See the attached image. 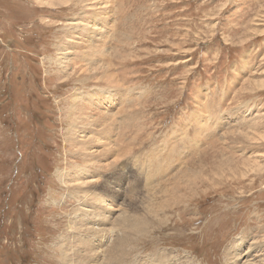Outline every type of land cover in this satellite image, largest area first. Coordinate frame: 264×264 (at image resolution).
<instances>
[{
	"label": "rangeland",
	"instance_id": "1",
	"mask_svg": "<svg viewBox=\"0 0 264 264\" xmlns=\"http://www.w3.org/2000/svg\"><path fill=\"white\" fill-rule=\"evenodd\" d=\"M86 1L0 0V264H264V0Z\"/></svg>",
	"mask_w": 264,
	"mask_h": 264
},
{
	"label": "bare ground",
	"instance_id": "2",
	"mask_svg": "<svg viewBox=\"0 0 264 264\" xmlns=\"http://www.w3.org/2000/svg\"><path fill=\"white\" fill-rule=\"evenodd\" d=\"M82 2H83V0H81ZM88 1V0H87ZM86 1V2H87ZM90 1V0H89ZM92 1V0H91ZM93 3V2H92ZM91 3V4H92ZM84 4H86V3H84ZM93 4H96V3H93ZM55 5V4H54ZM89 5H90V2H89ZM98 5V4H97ZM70 6V5H69ZM76 6V5H75ZM71 7V6H70ZM90 7V6H89ZM102 8V7H101ZM104 8H105V6H104ZM90 9H92V8H90ZM90 9H88V10H90ZM94 10V9H93ZM75 20H77V18L75 19ZM83 21H84V19H82ZM84 23V22H83ZM83 23H80V24H78L77 22H75V24H74V26H78V25H81V26H88L87 24H90V23H88L87 21L83 24ZM90 26V25H89ZM80 27V26H79ZM96 27V26H95ZM84 29H86V28H84ZM81 33V35H83V32H80ZM97 36V35H96ZM93 37V36H92ZM91 37V38H92ZM101 38V37H100ZM98 46V45H97ZM96 49H98V47H96ZM69 52V51H68ZM67 55V54H66ZM65 55V56H66ZM65 59H67V58H65ZM71 60V59H70ZM66 63H68V60H66L65 61ZM103 64V63H102ZM62 65V64H61ZM98 65V64H97ZM108 68H109V66H107ZM97 68V67H96ZM108 68H106V67H103V69L101 70V71H99V73H103L104 75H106V74H110L111 75V78L113 77V80H114V82H115V78H114V74L113 73H110V72H108ZM113 84H115V83H113ZM117 85V84H116ZM110 91V90H109ZM92 93V92H91ZM79 95V94H78ZM80 98H82V97H80ZM77 99V98H76ZM75 100V99H74ZM78 100V99H77ZM76 101V100H75ZM81 101L83 102V100L81 99ZM80 101V102H81ZM80 104V103H79ZM83 104V103H82ZM90 106V105H89ZM71 108V107H70ZM83 108H85V107H83ZM72 110H73V108H72ZM85 110H88V107L85 109ZM130 110V109H129ZM79 113H81L80 111H79ZM97 114V113H96ZM101 115H102V118H106V117H108L109 116V114H108V116H106L107 114L106 113H104V112H102V113H100ZM83 115V114H82ZM78 116H79V114H78ZM99 118H100V116H99ZM109 118H110V116H109ZM82 119H83V123L85 122L84 121V118L82 117ZM87 119V118H86ZM78 120V119H77ZM114 120V119H113ZM79 121V120H78ZM87 123V122H86ZM85 123V124H86ZM107 124V123H106ZM104 125H105V123H104ZM103 125V126H104ZM101 127V126H100ZM107 128V127H106ZM108 130V129H107ZM80 132V131H79ZM89 132V131H88ZM111 132V131H110ZM82 134V133H81ZM81 134H80V136H81ZM107 134V133H106ZM77 135V134H76ZM72 136H73V134H72ZM77 136H79V135H77ZM81 138V137H80ZM93 138V137H92ZM108 138H109V136H108ZM75 139V138H74ZM77 141V140H76ZM80 143V142H79ZM104 144H106L107 145V147L105 146V148H108V149H110V150H113L114 148V146H113V144H112V142H110V143H104ZM113 146V147H112ZM92 147V146H91ZM113 148V149H112ZM81 149H82V147H81ZM85 149V148H84ZM81 151V150H80ZM98 151V149H96L95 150V152H97ZM94 152V153H95ZM113 152V151H112ZM90 153V152H89ZM98 153H100V152H98ZM105 153H107V151L106 152H104L103 151V154H105ZM114 154V156H115V160L116 161H118V158H116L117 156H118V154H116L115 152L113 153ZM85 155H87V151H86V154ZM80 156V155H79ZM92 156V155H91ZM105 156V155H104ZM84 157V156H83ZM88 157V156H87ZM106 160V159H105ZM115 160H114V162H115ZM88 161V160H87ZM96 162V161H95ZM89 163V162H88ZM87 163V164H88ZM94 163V162H93ZM98 164V163H97ZM101 164V163H100ZM99 164V165H100ZM102 165V164H101ZM100 165V166H101ZM83 166V165H82ZM82 166H79V167H77L76 169H73V171L74 170H76V171H74V172H72L71 170L70 171H65V170H63V169H59V170H57L56 171V176L58 177V179H59V181L62 183V184H65V185H67L68 187L70 186V185H72L73 184V187L72 188H74V192L78 195L79 193H81V192H83L84 190H83V187H85L86 185H88L89 183H92L93 184V186L94 187H100V186H103L106 190H107V192H109V193H111V194H113V193H115V192H113L112 190H113V186H111V185H108L107 183H106V181L105 182H100V181H97L98 180V171H94V172H90V170L88 169L89 167L88 166H86V167H88V168H84V167H82ZM98 166V165H97ZM111 167V166H110ZM93 168V167H92ZM108 168H109V166H108ZM117 168V167H116ZM97 169V168H96ZM111 171V170H110ZM116 171V170H115ZM117 173V172H116ZM115 174V173H114ZM114 179H116V177H114ZM143 180V179H142ZM142 180H140L139 179V181H142ZM112 183H115L114 182V180L113 181H111ZM143 182V181H142ZM141 182V183H142ZM152 182V181H151ZM148 183V182H147ZM111 184V183H110ZM73 193V192H72ZM173 193V192H172ZM85 197H88L87 195L86 196H83V197H81L80 198V200H79V202H80V204L81 205H84V203H87L86 202V200H85ZM102 196H99V195H97V197H92V200L94 201L93 203H95L94 205H92V206H88V205H86V206H88V207H90V209H91V212L92 213H96V211H99L100 212V208H102V206L101 205H103L104 204V206L103 207H106L105 209H109V207H111L112 206V203H113V201H114V199H113V201H111V200H108L106 197H104V199H102L101 198ZM109 201V202H108ZM92 202V201H91ZM89 204V203H88ZM109 206V207H108ZM97 207H100V208H97ZM141 208V207H140ZM150 209V208H149ZM82 210V209H81ZM130 211V210H129ZM143 211V210H142ZM84 212V211H83ZM89 212V211H88ZM152 212V211H151ZM137 213V212H136ZM132 214H133V212H132ZM79 215V214H78ZM125 215V214H124ZM146 215V214H145ZM103 216H104V214H103ZM108 216V218L110 219L111 217H110V215H107ZM128 216V215H127ZM98 217V216H97ZM75 218V217H74ZM81 218H83V217H81ZM116 218V217H115ZM128 218V217H127ZM138 218H141V215H140V217H138ZM138 218H136L135 216H134V218H131V219H126L125 220V222L123 223V222H121L122 223V226H121V224H120V222L119 223H117V225H118V227L120 228V231L122 232V236H119V235H113V232H114V230H117L118 229V227H116V226H114V227H110L107 231H102V232H97V233H102V235L103 234H105L106 235V237H105V239H103L102 241H101V239H100V244H99V246H97L96 244V246H95V248H96V250L97 251H100L101 250V252H97L98 253V258H104V259H106L107 260V258H109V259H111V258H114V257H116L118 254H119V251L121 252L122 250H123V247L126 245V243L128 244L129 242H131V240H132V236L130 237L129 236V234H136V233H138V232H140V230L143 228L142 227V225H141V223L139 222V219ZM144 218V217H143ZM91 219V218H90ZM100 220V219H99ZM112 220V219H111ZM110 220V221H111ZM119 220H120V218H119ZM154 220V219H153ZM87 222V221H86ZM149 222V221H148ZM111 223V222H110ZM112 224V223H111ZM110 224V225H111ZM114 224H116V223H114ZM143 224V226H144V223H142ZM69 225V224H68ZM79 225V224H78ZM91 225V224H90ZM80 226V225H79ZM81 226H82V224H81ZM149 226V225H148ZM150 226L152 227L153 225H152V222H150ZM78 227V226H77ZM81 228V227H80ZM76 229V228H75ZM95 229L96 230H99V231H101L103 228L102 227H99L98 226V228H97V226L95 227ZM87 230V229H86ZM78 232V231H77ZM106 232V233H105ZM80 233V232H79ZM82 233V232H81ZM94 233V232H93ZM84 233H82V235H83ZM96 234V233H95ZM97 235V234H96ZM95 235V236H96ZM80 237V236H79ZM99 237V236H98ZM102 237V236H101ZM112 237H113V239H112ZM138 237V236H137ZM241 237V236H240ZM77 238V237H76ZM97 238V237H96ZM100 238V237H99ZM92 239V238H91ZM133 240H134V238H133ZM140 240V239H139ZM66 242V241H65ZM99 242V241H98ZM88 244V243H87ZM106 244H107V246H106ZM139 244V243H138ZM77 245V244H76ZM68 246V245H67ZM80 246V245H79ZM79 246H77V247H79ZM85 246H87V245H85ZM105 246H106V249H105V251H103V248H105ZM128 246V245H127ZM131 246V245H130ZM90 247V246H89ZM80 248V247H79ZM84 248V247H83ZM94 248V247H93ZM94 248V249H95ZM128 248V247H127ZM100 249V250H99ZM83 251H85V252H87L88 254H90V253H92V249H86V248H84V249H82ZM70 251H71V253L69 254V255H67V258L68 257H73L76 253H77V251H75L74 249H73V247L72 246H70ZM78 251H79V249H78ZM83 251H81V257H80V260H78L79 259V255H77V260H76V263L75 262H72V263H74V264H97L96 263V261H93L94 259H90L89 258V256H91V255H88L87 253H85V252H83ZM80 252V251H79ZM121 257V256H120ZM92 258V257H91ZM73 259H75V258H73ZM119 259V258H118ZM122 259V258H121ZM120 259V260H121ZM143 260V259H142ZM129 261V260H128ZM187 261V260H186ZM192 261V260H191ZM111 262V261H110ZM136 261H134V263H135ZM121 263V262H120ZM191 263V262H190ZM123 264V263H122Z\"/></svg>",
	"mask_w": 264,
	"mask_h": 264
}]
</instances>
